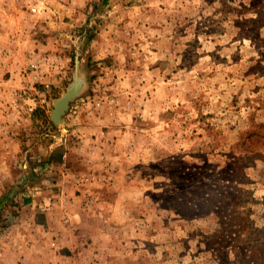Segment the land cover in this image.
Returning <instances> with one entry per match:
<instances>
[{
    "label": "rangeland",
    "instance_id": "374dc122",
    "mask_svg": "<svg viewBox=\"0 0 264 264\" xmlns=\"http://www.w3.org/2000/svg\"><path fill=\"white\" fill-rule=\"evenodd\" d=\"M0 264H264V0H0Z\"/></svg>",
    "mask_w": 264,
    "mask_h": 264
},
{
    "label": "water",
    "instance_id": "95a60500",
    "mask_svg": "<svg viewBox=\"0 0 264 264\" xmlns=\"http://www.w3.org/2000/svg\"><path fill=\"white\" fill-rule=\"evenodd\" d=\"M76 86V87H75ZM81 89V83L76 81L70 88L69 90L60 98L58 99L55 104H54V110L52 112V120L56 123L59 124L62 122L63 116L66 114V112L69 109L70 102L74 99V97L80 92ZM64 102V106L59 114V116L56 115L57 108L60 102Z\"/></svg>",
    "mask_w": 264,
    "mask_h": 264
},
{
    "label": "bare ground",
    "instance_id": "6f19581e",
    "mask_svg": "<svg viewBox=\"0 0 264 264\" xmlns=\"http://www.w3.org/2000/svg\"><path fill=\"white\" fill-rule=\"evenodd\" d=\"M75 87H76V86H75ZM63 106H64V102L62 101V102H60L59 105H58L57 112H56V115H57V116H59V114H60V112H61Z\"/></svg>",
    "mask_w": 264,
    "mask_h": 264
},
{
    "label": "crops",
    "instance_id": "0c3cea01",
    "mask_svg": "<svg viewBox=\"0 0 264 264\" xmlns=\"http://www.w3.org/2000/svg\"><path fill=\"white\" fill-rule=\"evenodd\" d=\"M41 241H42V239H41V237H40V241H38V244H39V243L41 244Z\"/></svg>",
    "mask_w": 264,
    "mask_h": 264
},
{
    "label": "trees",
    "instance_id": "16d2710c",
    "mask_svg": "<svg viewBox=\"0 0 264 264\" xmlns=\"http://www.w3.org/2000/svg\"><path fill=\"white\" fill-rule=\"evenodd\" d=\"M106 2V1H105Z\"/></svg>",
    "mask_w": 264,
    "mask_h": 264
}]
</instances>
